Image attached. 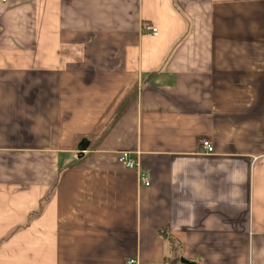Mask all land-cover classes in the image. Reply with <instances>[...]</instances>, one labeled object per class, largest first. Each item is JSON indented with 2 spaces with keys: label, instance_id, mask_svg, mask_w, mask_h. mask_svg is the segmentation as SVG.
<instances>
[{
  "label": "crops",
  "instance_id": "crops-1",
  "mask_svg": "<svg viewBox=\"0 0 264 264\" xmlns=\"http://www.w3.org/2000/svg\"><path fill=\"white\" fill-rule=\"evenodd\" d=\"M174 248L264 264V0H0V264Z\"/></svg>",
  "mask_w": 264,
  "mask_h": 264
},
{
  "label": "built area",
  "instance_id": "built-area-1",
  "mask_svg": "<svg viewBox=\"0 0 264 264\" xmlns=\"http://www.w3.org/2000/svg\"><path fill=\"white\" fill-rule=\"evenodd\" d=\"M3 2H6L8 0H2ZM153 35H157L158 31L155 28L151 29ZM202 146L204 149L207 150L208 153H213V147L209 141H202ZM119 162L123 164L125 167H127L130 170H135L139 174V180L142 184L145 186H150L151 183H149L145 171L142 169L140 163L136 158H134L133 154L129 151H123L119 154ZM125 264H139L138 259L131 258L126 261Z\"/></svg>",
  "mask_w": 264,
  "mask_h": 264
},
{
  "label": "trees",
  "instance_id": "trees-1",
  "mask_svg": "<svg viewBox=\"0 0 264 264\" xmlns=\"http://www.w3.org/2000/svg\"><path fill=\"white\" fill-rule=\"evenodd\" d=\"M181 255L180 251L177 248L173 249V256L170 258H167L164 264H182L181 263Z\"/></svg>",
  "mask_w": 264,
  "mask_h": 264
},
{
  "label": "water",
  "instance_id": "water-1",
  "mask_svg": "<svg viewBox=\"0 0 264 264\" xmlns=\"http://www.w3.org/2000/svg\"><path fill=\"white\" fill-rule=\"evenodd\" d=\"M82 146H83V148L85 149V148L88 146V143H87L86 141H83V142H82ZM183 262H185V261L183 260Z\"/></svg>",
  "mask_w": 264,
  "mask_h": 264
},
{
  "label": "bare ground",
  "instance_id": "bare-ground-1",
  "mask_svg": "<svg viewBox=\"0 0 264 264\" xmlns=\"http://www.w3.org/2000/svg\"><path fill=\"white\" fill-rule=\"evenodd\" d=\"M203 141H204V140H203ZM122 152H123V151H122ZM120 153H121V152H120ZM146 176H147V175H146ZM147 179H148L149 183H151L148 177H147ZM139 182H140V180H139ZM140 184L143 185L144 187H148V186H145L144 184H142L141 182H140ZM138 262H139V261H138Z\"/></svg>",
  "mask_w": 264,
  "mask_h": 264
}]
</instances>
